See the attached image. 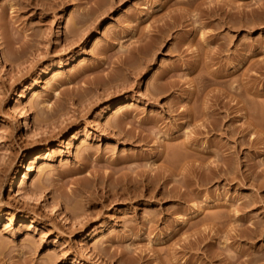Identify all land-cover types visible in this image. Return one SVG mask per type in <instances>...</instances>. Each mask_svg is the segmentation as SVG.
<instances>
[{
  "label": "rangeland",
  "instance_id": "374dc122",
  "mask_svg": "<svg viewBox=\"0 0 264 264\" xmlns=\"http://www.w3.org/2000/svg\"><path fill=\"white\" fill-rule=\"evenodd\" d=\"M0 264H264V0H0Z\"/></svg>",
  "mask_w": 264,
  "mask_h": 264
},
{
  "label": "bare ground",
  "instance_id": "6f19581e",
  "mask_svg": "<svg viewBox=\"0 0 264 264\" xmlns=\"http://www.w3.org/2000/svg\"><path fill=\"white\" fill-rule=\"evenodd\" d=\"M84 15H81V17H79V21L80 22H84L85 21V18H86V16L85 17H83ZM106 76H108L107 74H106ZM175 156L174 157H178V155L176 156V154H174ZM17 176H18V172L16 171L15 172V178H13V180H12V182H11V186L10 187H13L14 186V183H15V181H16V178H17ZM150 181V180H149ZM150 182H152V181H150ZM147 183H149V182H147ZM144 184H146V183H144ZM153 185V184H152ZM149 186V185H148ZM148 186H147V188H146V194L144 195V198H145V196H147V198L149 197V199H150V193H152V192H150L149 191V189L150 188H148ZM85 188H83L84 190H86V191H88V189H89V187H87V186H84ZM151 188H152V186H150ZM153 188H155V187H153ZM155 190V189H154ZM154 190H152L153 191V193H154ZM134 192V191H133ZM136 194V193H135ZM152 195V194H151ZM132 196H134L133 195V193H132ZM141 196V195H140ZM143 196V195H142ZM143 198V197H142ZM143 198V199H144ZM138 201V200H137ZM141 201V200H140ZM146 201V200H145Z\"/></svg>",
  "mask_w": 264,
  "mask_h": 264
}]
</instances>
